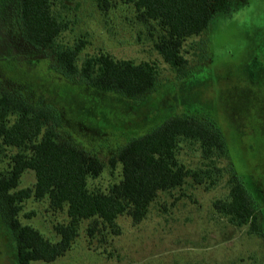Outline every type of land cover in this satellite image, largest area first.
<instances>
[{
    "label": "rangeland",
    "instance_id": "374dc122",
    "mask_svg": "<svg viewBox=\"0 0 264 264\" xmlns=\"http://www.w3.org/2000/svg\"><path fill=\"white\" fill-rule=\"evenodd\" d=\"M64 1L55 9L69 30L53 49L38 50L22 38L18 0H0V92H20L38 108L56 111L60 140L91 152L106 166L100 178L91 180L93 189L107 191L120 182L122 166L112 168L110 160L132 138L175 115L193 114L212 123L227 151L225 157L204 160L199 144L182 141L179 160L196 171L211 170V179H188L182 188L161 193L141 222L121 217L119 234L99 225L91 237L93 222L82 221L78 238L62 258L31 264H264V0H228V12L215 11L208 30L184 43L187 75H178L156 52L159 31L152 36L130 0H104L102 8L98 0ZM81 41L85 49L79 67L99 53L155 63L156 92L128 99L62 76L53 67L54 52ZM7 168L4 159L0 171ZM235 177L256 207L257 233L249 225H233L214 209L217 200L228 197ZM35 183V173L27 171L19 189ZM21 206V224L58 241L55 226L69 223L66 209L54 211L46 200L34 198ZM17 249L0 211V264H19Z\"/></svg>",
    "mask_w": 264,
    "mask_h": 264
},
{
    "label": "trees",
    "instance_id": "16d2710c",
    "mask_svg": "<svg viewBox=\"0 0 264 264\" xmlns=\"http://www.w3.org/2000/svg\"><path fill=\"white\" fill-rule=\"evenodd\" d=\"M104 0H98V5ZM64 0H18V26L31 48L53 49L57 40L69 30L68 22L55 9ZM137 19L153 31L154 49L178 75L187 59L183 55L187 39L205 33L215 11L228 12V0H130ZM106 4V3H104ZM84 42L54 52V69L104 93H117L128 99H144L156 92L158 67L152 62L139 64L117 60L99 53L78 61ZM193 114L175 115L153 131L132 138L110 160L122 166V180L107 191L93 189L91 180L101 177L106 166L91 152L62 141L57 132L58 115L52 107L33 105L20 92H0V162L8 159V168L0 171V211L18 247V263H52L62 258L78 238L82 221H92L89 236L99 225L119 234V219L127 216L134 223L145 219L149 208L161 193L182 188L188 179L204 183L212 171L188 168L179 158L182 141L200 146L202 158L213 160L226 156L225 140L209 121ZM16 152L9 154V150ZM214 162V161H213ZM27 171H33V188L19 189ZM222 173L217 169V174ZM30 198L46 200L54 211L66 209L69 223L55 226L58 241L45 238L37 229L23 225L21 204ZM214 209L230 222L252 232L259 231L256 207L245 188L235 177L226 199L217 200Z\"/></svg>",
    "mask_w": 264,
    "mask_h": 264
}]
</instances>
